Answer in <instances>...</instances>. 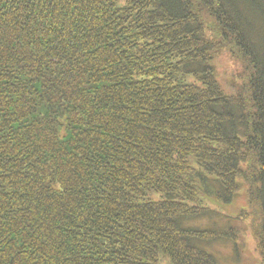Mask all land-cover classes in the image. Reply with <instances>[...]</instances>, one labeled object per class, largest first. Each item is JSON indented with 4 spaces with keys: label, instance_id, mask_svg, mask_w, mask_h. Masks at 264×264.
<instances>
[{
    "label": "trees",
    "instance_id": "obj_1",
    "mask_svg": "<svg viewBox=\"0 0 264 264\" xmlns=\"http://www.w3.org/2000/svg\"><path fill=\"white\" fill-rule=\"evenodd\" d=\"M242 188L264 264V0H0V264H217Z\"/></svg>",
    "mask_w": 264,
    "mask_h": 264
},
{
    "label": "rangeland",
    "instance_id": "obj_2",
    "mask_svg": "<svg viewBox=\"0 0 264 264\" xmlns=\"http://www.w3.org/2000/svg\"><path fill=\"white\" fill-rule=\"evenodd\" d=\"M219 71L224 74L223 78L229 77L233 69L232 62L227 58V54L219 57ZM248 208L246 191L242 188L230 203L223 205L224 220H219L217 227L227 230L235 227L238 232H233L226 240L221 239L200 246L212 253L218 260L217 264H261L259 252L257 250V239L253 232L250 220H242L235 216L243 213ZM204 225H208L205 223Z\"/></svg>",
    "mask_w": 264,
    "mask_h": 264
}]
</instances>
